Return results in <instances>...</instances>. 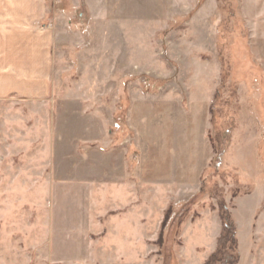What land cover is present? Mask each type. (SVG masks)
<instances>
[{"label":"rangeland","instance_id":"1","mask_svg":"<svg viewBox=\"0 0 264 264\" xmlns=\"http://www.w3.org/2000/svg\"><path fill=\"white\" fill-rule=\"evenodd\" d=\"M49 4V77L0 78V264H204L222 200L264 264V0Z\"/></svg>","mask_w":264,"mask_h":264},{"label":"crops","instance_id":"2","mask_svg":"<svg viewBox=\"0 0 264 264\" xmlns=\"http://www.w3.org/2000/svg\"><path fill=\"white\" fill-rule=\"evenodd\" d=\"M49 5V0H0V78L9 81L1 89L4 96H28V81L49 77L54 42L40 37L51 28Z\"/></svg>","mask_w":264,"mask_h":264},{"label":"trees","instance_id":"3","mask_svg":"<svg viewBox=\"0 0 264 264\" xmlns=\"http://www.w3.org/2000/svg\"><path fill=\"white\" fill-rule=\"evenodd\" d=\"M219 205L222 222L221 231L214 251L204 264H238L241 253L237 225L226 203L222 200Z\"/></svg>","mask_w":264,"mask_h":264}]
</instances>
